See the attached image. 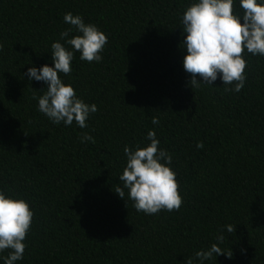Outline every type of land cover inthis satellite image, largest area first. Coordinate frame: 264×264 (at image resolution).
Returning a JSON list of instances; mask_svg holds the SVG:
<instances>
[{"label":"trees","instance_id":"obj_1","mask_svg":"<svg viewBox=\"0 0 264 264\" xmlns=\"http://www.w3.org/2000/svg\"><path fill=\"white\" fill-rule=\"evenodd\" d=\"M193 2L0 0V191L33 212L16 264H186L220 232L225 255L205 264H264V57L242 53L239 92L219 78L191 88L180 18ZM233 11H242L236 0ZM67 12L107 37L100 62L77 51L70 73H58L97 107L83 129L40 113L46 85L25 75L51 66ZM150 129L172 155L182 204L145 215L118 177L124 146L144 147ZM83 133L94 142L81 143Z\"/></svg>","mask_w":264,"mask_h":264},{"label":"clouds","instance_id":"obj_2","mask_svg":"<svg viewBox=\"0 0 264 264\" xmlns=\"http://www.w3.org/2000/svg\"><path fill=\"white\" fill-rule=\"evenodd\" d=\"M242 11L234 13V0H194L183 12L180 22L183 25V70L190 74L189 84L213 85L219 78L223 85H231L226 91L239 92L245 84L246 61L242 53L264 57V0H236ZM63 22L69 27L59 33V40L51 43V66H30L25 75L29 81L35 80L46 85V91L37 100V110L53 124L75 125L86 128L90 113H95V104H87L77 97L70 84L62 82L58 73H70V62L74 52L79 59L87 62H100L107 43L106 35L95 24L85 23L80 15L67 12ZM78 33L69 38L71 32ZM60 40L64 41L63 46ZM199 77V79L197 78ZM44 88V89H45ZM151 123L159 120L152 117ZM80 142H94L88 133H83ZM144 147L130 149L124 146L125 166L118 179L123 189H127V199L137 212L145 215L156 214L161 210H179L182 198L178 192L175 172L171 169L172 155L159 147L154 130H148ZM203 145L197 143L196 147ZM115 193L124 199V191L117 187ZM125 200V199H124ZM33 212L28 203L4 191H0V264H16L23 258L25 237L30 229ZM224 229L231 233L232 225ZM224 236H216L217 243L207 250H200L187 258L186 264H205V261L225 253L218 247ZM227 256V255H226Z\"/></svg>","mask_w":264,"mask_h":264}]
</instances>
